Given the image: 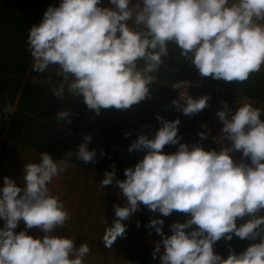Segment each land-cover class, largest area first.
<instances>
[{
  "label": "clouds",
  "instance_id": "obj_1",
  "mask_svg": "<svg viewBox=\"0 0 264 264\" xmlns=\"http://www.w3.org/2000/svg\"><path fill=\"white\" fill-rule=\"evenodd\" d=\"M108 4L59 0L58 6L47 7L27 34L31 69L42 73L50 65L58 66L63 80L54 95L62 97L66 86L97 115L101 109H127L148 98L170 42L201 76L216 80L242 82L264 65V0H108ZM189 83L178 80L172 88H187ZM208 100L207 95H187L171 103L193 115L207 107ZM4 111L13 109L5 105ZM216 116L223 138L231 141L229 147L219 151L200 144L190 147L180 142V119L157 114L160 126L155 134L151 138L140 134L130 143L129 153L146 151L123 170L124 179L116 178L114 167L105 170L100 187L115 183L127 198L124 206L114 205L115 219L102 237L106 248L126 234L122 221L143 204L161 214L146 224L149 235L154 230L160 236L152 252L153 259L159 254V264H264L262 110L250 102L235 110L225 103ZM56 119L71 122L67 109L57 111ZM198 135L206 137L205 132ZM91 140V134H84L75 151L85 164L96 160L97 150L88 147ZM168 144H178L177 150L162 151ZM233 150L249 162H235ZM39 155V162L24 164L22 187L3 177L0 264H84L90 251L87 242L77 247L73 239L53 234L69 213L63 201L50 194L48 184L69 166L68 161L47 151ZM173 211L187 214L186 218L170 224L171 234H165L162 217ZM245 217L238 226L237 220ZM21 221L24 228L17 232ZM33 227L44 235L29 234ZM233 235L255 242L239 253L229 246L226 258L214 251L216 241H231Z\"/></svg>",
  "mask_w": 264,
  "mask_h": 264
},
{
  "label": "crops",
  "instance_id": "obj_2",
  "mask_svg": "<svg viewBox=\"0 0 264 264\" xmlns=\"http://www.w3.org/2000/svg\"><path fill=\"white\" fill-rule=\"evenodd\" d=\"M23 3V7L25 10H27V0L23 1ZM48 6L49 3L46 4L44 10H46ZM0 7H3L1 3ZM29 18L34 19L36 23H39L42 19V17L40 18L38 16H30ZM24 20L27 27L26 14H24ZM25 43V40L22 39V50L19 53H16L12 57L11 61H9V68L11 70V73L9 74H13L14 71L17 70L16 68L19 62L25 59V67L19 76L20 82L17 85L16 93L13 94L11 104L4 102V98L7 100L9 97H6L5 93L0 92V98L3 101H0V105L2 107L8 105L13 109L12 113H9L8 117L4 119L5 123L3 131L2 134H0V186L3 185V177L8 176L13 178L18 186L22 187L24 164L29 162H39V154L41 152L47 151L53 156V158L66 159L69 164V166L63 172L54 177L48 184L50 194L58 196L61 200H69L73 196L77 195V193H79L78 188L80 187H92L93 189L91 190H94L96 186L101 188L100 181L103 179L104 172L105 170H111V166L110 163L102 161L97 155H101V150L104 153L103 155L118 154L119 157H121L123 154H130L127 149L130 143L136 139L138 135L147 134L149 138H151L155 134L156 130L160 126V122L156 119L157 114L168 120L178 117L181 121L180 125L178 126V134L184 129L185 126L189 127V125L186 123V119L190 115L173 112L174 105H172L171 102L176 98L177 89H173L172 85L178 80H184L185 77L188 76L196 78V85L201 92L200 96L207 95L209 97L208 103L210 102L212 93L217 94L221 90L229 89L228 87L216 83L215 79L201 76L198 69L191 63L190 59L182 57L180 55V49L174 43L170 42L168 44V55L162 57V63L159 66L158 71L154 73L157 79L155 83L149 86V97L127 109H101L100 113L97 115L94 110L87 108L83 102L82 96L73 97L71 93L67 92V88H65L62 97L54 95V89L58 88L60 85L56 87H52L51 85L50 87L49 85L45 84L47 88L44 87L41 95L39 94L36 97H32L31 94H27V87L24 86L28 81L34 83V79L28 76L29 73H27V47L25 46ZM8 50H10L8 47L7 49L0 48V54L8 56L11 52H13ZM138 63L142 65L143 61H139ZM261 69L264 70V65L261 66ZM57 75V79L61 82L59 77H62L63 73H61L59 70ZM15 76L17 77L16 74ZM46 81L49 80L47 79ZM214 87H218L221 90H215ZM24 88L25 92L23 93L22 90ZM1 89L2 88H0V90ZM229 93L233 94L232 91H229ZM34 106L39 109V114L34 112ZM62 109H67L69 111L71 120L70 123L56 119V112ZM16 110L19 111V114H21L24 119L27 118V122H29L30 119H35V121L38 120V130L45 133V136L48 130L55 131L56 134L54 137H56V139L58 138V140H62L61 143H57V148L54 147L53 149L46 150L44 148L40 149L33 147L31 146L32 144H30L31 139H29V142H27V146H22L19 142H13V145L11 143L12 140L7 139L4 134L8 127L9 121L13 120L12 115ZM53 114H55V116H53ZM262 119H264V116H262ZM50 124L54 125V127ZM32 130L35 131L36 128ZM125 133H130V135H125ZM84 134H91L92 136V140L88 145L89 149L95 148L97 150L96 160L94 163L85 164L83 161L76 158L75 151L77 150V146L82 142ZM36 141L41 146L48 144V141H46L45 138H41L40 142L39 140ZM65 143L72 147H64L62 144ZM1 144L3 145L2 148ZM61 146L63 148H61ZM177 146L178 144H168L164 146L162 151L165 153H172L176 151ZM201 146H203L205 150L214 149L208 141H204ZM69 151L73 153L71 156L67 155ZM145 151L146 150L135 151V153L139 155L138 159L143 157ZM232 157L237 163H239L241 160L249 162L247 158H244L242 155H240L239 151ZM109 158L105 157L104 159L107 160ZM67 177L70 178V182L72 183L65 179ZM116 178L121 179L117 176V174ZM59 186L62 187L59 188ZM70 188L72 196L68 198L66 189L68 191ZM109 191L115 192V196L120 199L118 202H121L122 206L127 203V198L122 195L121 190L117 185H115V183L106 185L105 188H102V191H95L96 196L88 197L87 199H92L94 202L106 203ZM80 199H82L81 191L80 197L77 198V202L80 201ZM73 200L74 199L70 201ZM68 213L69 219L63 226L56 227L53 230V234L60 236L65 235L73 239L77 247L81 243L87 242L89 244L90 251L84 257V264H138L135 259L123 256L121 254L122 246L124 244L131 243L133 240L132 238L129 240V237H127V228L126 234L123 237H118L111 248H106L102 241L106 227L111 225L115 219L114 213H85L83 211L82 213ZM173 213L181 212L173 211ZM122 222L128 226V219ZM3 223L4 222L0 220V227L3 226ZM23 228L24 222L21 221L15 231L18 232ZM28 231L29 234L33 235L34 237H42L44 235V233L36 227H33ZM149 236L151 238L152 235ZM151 241V252H153V239H151ZM111 250L116 252L114 256L107 253ZM105 253L107 256L99 257ZM115 259L120 260L118 261Z\"/></svg>",
  "mask_w": 264,
  "mask_h": 264
},
{
  "label": "trees",
  "instance_id": "obj_3",
  "mask_svg": "<svg viewBox=\"0 0 264 264\" xmlns=\"http://www.w3.org/2000/svg\"><path fill=\"white\" fill-rule=\"evenodd\" d=\"M1 0V4L3 7H0V48L1 49H10L8 51L11 52L8 56H4L3 54H0V92L5 93L6 97H9L7 100L4 98V102H8L11 104L13 94L17 91V85L20 82L19 76L24 70L25 67V59H23L21 62H19L17 66V70L14 71L13 74L10 71V62L12 57L19 53L22 50L21 42L22 39L25 40V46L27 47V73H29L28 76L32 77L34 79V83L31 81L27 82L24 87L26 88L27 94H31L32 97H36L37 95H41L43 88H47L45 84L52 86H58L61 84L63 80V76L59 77L61 82L57 79V77L49 78V81H46L48 77L52 74L50 72V69L57 68L56 65H51L45 72H35L31 69L32 64V57L30 55V52L28 50L27 45V34L28 29L33 24H38L35 22L34 19L29 18L30 16L34 17H42L44 13V9L46 4L49 3L51 0H27V10L23 7L24 3L23 1L26 0ZM17 4V5H15ZM24 14L27 15V27L26 22L24 20ZM5 69V70H4ZM17 75V77L15 76ZM42 75V76H41ZM204 77V76H203ZM208 78H212L211 76H208ZM51 79V81H50ZM213 79V78H212ZM216 83H219L220 85H223L225 87H228L227 90H221L218 87H214L215 90H221L219 93L220 96L216 97V100H219L224 105L225 103L229 105L233 100L235 95H241V96H247L250 97L253 100V104L256 107L261 108L262 110V116H264L263 109H264V70H260L259 72H253L249 75L248 79L242 82L239 81H225V80H216ZM55 83V84H54ZM54 84V85H53ZM66 88V86H65ZM198 88V87H197ZM233 89V90H232ZM199 93L200 89L198 88ZM229 91H232L233 94H230ZM22 92H25V88L22 90ZM224 93V94H223ZM1 97V96H0ZM0 101L3 102L0 98ZM215 102L214 97L210 99V102L208 103L207 107H205L203 110H201L199 113H195L193 115H190L186 119V123L189 125V127L185 126L184 129L193 127L197 121L204 119V118H210L211 121L213 119H216V112L213 109L212 103ZM35 103V101H34ZM18 107V104H17ZM22 107V106H21ZM35 110L34 112L36 114H39V109L34 106ZM54 110V109H53ZM7 112L4 111V107L0 105V134H2L3 127H4V119L8 117ZM55 116V114H53ZM13 120L9 121L8 127L5 132V136L7 139L12 140L11 143L14 145L13 142H19L22 146H27V142H29V139H31L30 144L31 146L36 148H44L46 150L53 149L54 147L57 148V143H61V139L58 140L54 135L56 134L55 131L48 130L46 136L45 133L38 130V120L35 121V119H30L29 122H27V118L24 119L21 114H19V111L16 110L14 114L12 115ZM262 119V117H261ZM35 122V123H34ZM54 127V125L50 124ZM30 128V129H27ZM36 128L35 131L32 129ZM38 135V136H37ZM43 135V136H42ZM41 138H45L46 141H48L47 145H39L36 140L41 141ZM28 140V141H27ZM3 144V143H2ZM1 144V148L2 145ZM29 144V145H30ZM64 147H72L68 146L66 143L62 144ZM71 145V144H69ZM52 146V147H50ZM61 148H63L61 146ZM240 155L241 152L239 151ZM102 161L110 163L111 170L113 167L115 168V172L117 176L121 179H124V169L127 167L134 166V164L137 162L139 155L135 152H132L130 154H123L121 157H119L118 154L114 155H97ZM107 157L109 159L105 160L104 158ZM115 157V159H114ZM117 158V159H116ZM108 170V171H111ZM138 215L135 219V226H137V222H139L138 227V233L137 237H132L131 243L124 244L121 248V254L126 257L133 258L137 260L138 264H151L150 263V255L152 256V252L149 250V246L145 245L143 243L144 234L146 232V229H149L146 227L147 222L151 217L159 216L161 215L158 212H152L150 211L147 206L141 204L140 208L137 210ZM182 215V218L177 220L180 222H184L186 215L185 213H180ZM248 217H245L243 220L238 219L237 225L243 223L244 220H246ZM153 232V230H151ZM168 234H171L170 231ZM143 236V237H142ZM130 240V238H129ZM129 242V241H128ZM255 241H251L248 239L241 240L240 238L233 235V238L231 241H226L223 238L216 241L214 244V251L217 253H220L222 257L226 258L229 252V246L232 250L239 253L243 251L250 243H253Z\"/></svg>",
  "mask_w": 264,
  "mask_h": 264
},
{
  "label": "built area",
  "instance_id": "obj_4",
  "mask_svg": "<svg viewBox=\"0 0 264 264\" xmlns=\"http://www.w3.org/2000/svg\"><path fill=\"white\" fill-rule=\"evenodd\" d=\"M102 3L104 6H111L108 4L107 1L102 0ZM58 4H59V0H51V2H50V5H52V6H58ZM50 72L52 74H54V73L57 74V72H59L58 66H57V68L50 69ZM184 80H187L190 83L187 86V88L181 87V88L177 89V94H176L175 99H179V97H186L187 95H191L194 98L199 97L200 93H199L197 85H196L197 79L194 77L188 76V77H185ZM218 96H219V94H216V93H212V95H211V97L212 98L214 97V99H215V102L212 103V105L214 107L213 109L215 110V112H217L218 109L224 108V104L222 102H220L219 100H216V97H218ZM245 102L252 103L253 100L247 96L235 95L234 100L227 106L229 108H231L232 110H235V107H238L239 105H241ZM173 112L178 113V114H183L182 111L177 109L175 106H173ZM221 128H222V122L219 121L218 117H216L215 120L213 119V121H211L210 118H204V119L197 121L193 127L183 129L178 134V136L181 137L180 142L187 143L190 147L193 144L202 145V143L204 141H208L216 151H219L221 148L229 147L231 145V141L223 138ZM199 132H205L206 137L202 139L198 135ZM177 148H178V146H177ZM237 153H238V151L233 150L230 153V155L234 156Z\"/></svg>",
  "mask_w": 264,
  "mask_h": 264
},
{
  "label": "rangeland",
  "instance_id": "obj_5",
  "mask_svg": "<svg viewBox=\"0 0 264 264\" xmlns=\"http://www.w3.org/2000/svg\"><path fill=\"white\" fill-rule=\"evenodd\" d=\"M104 1L108 2V0H104ZM50 77L54 78V77H58V75L54 73V74H51ZM50 77H48L47 79H49ZM52 87H54V86H52ZM65 179H67L70 182V178L69 177H67ZM70 183H72V182H70ZM61 187L62 186H59V188H61ZM73 187H76V186H73ZM78 189H79V193H77V195L73 196L69 200H62L63 203H64L65 208L70 213L71 212L82 213V211L85 212V213H114V205H116V204L121 205V202H118L120 199L115 196V192L114 191H109L108 192L109 194L107 195L106 203H103V202H94L92 199L91 200L87 199L88 197L96 196L95 191H102V188H99L98 186H96L94 188L95 191L91 190L93 188L92 187H88V186L80 187ZM80 191H81V194H82V199H80V201L77 202V198L80 197ZM66 193L68 195V198H70L72 196L71 188L68 191L66 189ZM72 199H74V200L70 201ZM136 212L133 213L128 218V226H127L128 234H127V237H129V238H132L134 236L137 237L138 227L135 226V219H136V216H137ZM162 218L164 220L163 230H164L165 234H168L169 230H170L169 229V225L172 224L173 221L175 222L176 220L181 219L182 215L180 213H172L170 216H164ZM149 232H150V229H146V232L144 234V239L145 240L143 241V243L145 245H148L149 246V250L151 251V242H152L151 239H153V243H154V242L160 240V236L158 234H156L155 231L153 230V232H151L152 236L150 238L149 234H147ZM161 252H163V246H161ZM107 253H109V254L114 256L116 252L111 250V251H108ZM99 254H100V252H99ZM105 256H107L106 253L103 254V255H100L99 257H105ZM115 260L119 261L120 259H115ZM137 263H139V262L137 261ZM150 263L151 264H159V254H157V258L156 259H153V257L150 255ZM127 264H130V263H127Z\"/></svg>",
  "mask_w": 264,
  "mask_h": 264
}]
</instances>
